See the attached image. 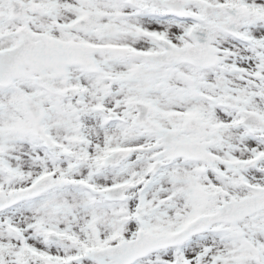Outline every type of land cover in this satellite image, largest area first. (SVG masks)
I'll return each mask as SVG.
<instances>
[{
    "label": "snow or ice",
    "instance_id": "6c2138e0",
    "mask_svg": "<svg viewBox=\"0 0 264 264\" xmlns=\"http://www.w3.org/2000/svg\"><path fill=\"white\" fill-rule=\"evenodd\" d=\"M0 264H264V0H0Z\"/></svg>",
    "mask_w": 264,
    "mask_h": 264
}]
</instances>
